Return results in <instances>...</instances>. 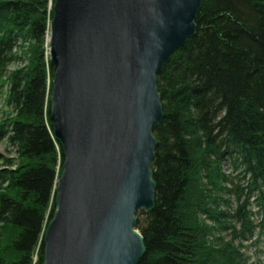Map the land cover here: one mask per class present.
Listing matches in <instances>:
<instances>
[{
    "label": "trees",
    "instance_id": "trees-1",
    "mask_svg": "<svg viewBox=\"0 0 264 264\" xmlns=\"http://www.w3.org/2000/svg\"><path fill=\"white\" fill-rule=\"evenodd\" d=\"M53 3L0 0V140L16 153L0 171V264H42L54 212L63 157L49 121ZM195 25L156 77L155 207L136 214L138 264H258L249 260L264 240V0H204Z\"/></svg>",
    "mask_w": 264,
    "mask_h": 264
},
{
    "label": "water",
    "instance_id": "water-1",
    "mask_svg": "<svg viewBox=\"0 0 264 264\" xmlns=\"http://www.w3.org/2000/svg\"><path fill=\"white\" fill-rule=\"evenodd\" d=\"M204 0H54L49 121L62 152L42 264H138L155 207L156 77Z\"/></svg>",
    "mask_w": 264,
    "mask_h": 264
},
{
    "label": "rangeland",
    "instance_id": "rangeland-1",
    "mask_svg": "<svg viewBox=\"0 0 264 264\" xmlns=\"http://www.w3.org/2000/svg\"><path fill=\"white\" fill-rule=\"evenodd\" d=\"M9 112V110L5 107L4 102L2 97L0 96V121L5 119V114ZM16 157L15 149L8 144V142L4 140H0V171L5 169L3 161L4 160H9V159H14ZM223 171L224 173H229L232 176H236L237 172L232 171L226 164L223 166ZM233 183H237V180L232 178ZM231 199H233V195L229 196ZM245 245V243H243ZM261 247H262V255L261 254H256L252 258L254 260H249V261H264V240L261 242ZM253 248V247H252ZM247 249L246 254L249 255V253L252 252L253 249ZM245 253V250H244Z\"/></svg>",
    "mask_w": 264,
    "mask_h": 264
}]
</instances>
